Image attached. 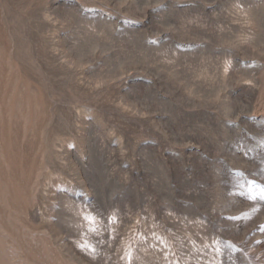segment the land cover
<instances>
[{
	"label": "rangeland",
	"instance_id": "rangeland-1",
	"mask_svg": "<svg viewBox=\"0 0 264 264\" xmlns=\"http://www.w3.org/2000/svg\"><path fill=\"white\" fill-rule=\"evenodd\" d=\"M0 264H264V0H0Z\"/></svg>",
	"mask_w": 264,
	"mask_h": 264
},
{
	"label": "snow or ice",
	"instance_id": "snow-or-ice-1",
	"mask_svg": "<svg viewBox=\"0 0 264 264\" xmlns=\"http://www.w3.org/2000/svg\"><path fill=\"white\" fill-rule=\"evenodd\" d=\"M90 219H94V218H91V217H90Z\"/></svg>",
	"mask_w": 264,
	"mask_h": 264
}]
</instances>
